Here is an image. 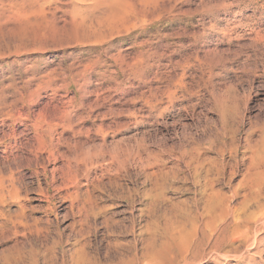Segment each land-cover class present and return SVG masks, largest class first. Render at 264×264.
<instances>
[{
  "label": "rangeland",
  "instance_id": "rangeland-1",
  "mask_svg": "<svg viewBox=\"0 0 264 264\" xmlns=\"http://www.w3.org/2000/svg\"><path fill=\"white\" fill-rule=\"evenodd\" d=\"M149 88L175 91L160 115ZM210 161L235 221L216 246L193 180ZM0 189V264H264V0H0Z\"/></svg>",
  "mask_w": 264,
  "mask_h": 264
},
{
  "label": "bare ground",
  "instance_id": "bare-ground-1",
  "mask_svg": "<svg viewBox=\"0 0 264 264\" xmlns=\"http://www.w3.org/2000/svg\"><path fill=\"white\" fill-rule=\"evenodd\" d=\"M146 53V52H145ZM150 58V56H148V59ZM151 70V66L148 65L146 67V73L145 75L142 77V79L138 80L140 82H143V84L145 86H148L147 84V80H146V76L150 73ZM172 88V86H171ZM149 96H150V100L146 101V105L148 107V114H153L154 112H158L159 115L162 114L165 111V108H161L158 107V103H160V100L158 97H162L164 96L169 103H173V98L175 97V91H171L170 88H168V90L164 91V92H160L159 95L156 94L155 96V100L153 99V94H152V90L149 88ZM152 100H154V102L152 103ZM77 116V115H76ZM84 116V115H83ZM88 116V115H86ZM149 116V115H148ZM115 117V116H114ZM48 118V117H47ZM45 116L43 115H39L37 116L35 119H32V123L31 124V130L34 131V133H36L35 135V141L34 144L32 146H30V149L28 150V152L32 155V157L36 160L37 156L40 155V152L43 151L44 146H45V142L43 141V133L46 132L48 133V139H49V146H52V142H53V128H52V124L50 123L49 119H47ZM50 118V117H49ZM52 118V117H51ZM57 118V117H56ZM59 118V117H58ZM61 120L64 124H63V131L68 130L71 127V124L73 122V118L69 115V114H63V116L60 117ZM89 117H77L76 121L78 122H83L84 120L86 121ZM92 118V117H91ZM90 118V119H91ZM54 119V118H53ZM119 119V118H118ZM25 121L28 120L27 118L24 119ZM51 120V119H50ZM89 120V119H88ZM54 121V120H53ZM57 121V119H56ZM59 122V121H58ZM94 122V121H93ZM117 122V121H116ZM90 123V122H89ZM114 123V122H113ZM256 126H252L249 131H253L255 130ZM257 129V128H256ZM99 130V129H98ZM68 133V132H67ZM61 135V134H59ZM58 136V135H57ZM60 137V136H59ZM58 137V138H59ZM62 137V136H61ZM186 137L188 138V135H186ZM104 138L105 135L101 136V141L102 143H104ZM61 140V139H59ZM64 140V139H63ZM68 140V139H66ZM69 141V140H68ZM55 142V141H54ZM58 142V141H57ZM63 142V141H62ZM64 143V142H63ZM62 144V143H61ZM249 144V143H248ZM48 146V147H49ZM59 146V145H58ZM46 147V146H45ZM57 150V149H56ZM51 152V150H49ZM56 155V153H55ZM52 159H55L54 153L51 152L49 155ZM60 156V155H59ZM66 158V157H65ZM26 162H28L27 159H24ZM54 161V160H53ZM37 163V162H36ZM35 164V163H34ZM25 166L29 167V164L27 163ZM67 170L69 171V168L67 167ZM223 170V163L220 162L219 164H217V162H209L208 166H204L202 163H198L197 164V176L193 177V180L195 183H197V196H200L203 200L202 202V207L200 209H197V226L201 229V240L207 243H212L213 246H216L219 243H229L228 240L230 239L229 237V231L230 229L233 227L232 225H234V216H233V212L231 211V209H229V207L227 206V204L225 203V200L223 199V203L220 206V209L217 211L214 208V202H215V198L216 197H220L222 196V192L219 190V188L216 186L215 183V179H214V175L219 176L220 173H222ZM215 172V173H214ZM43 176H44V181L45 184L47 185V178L45 177V171L43 172ZM36 184V191L38 193V195L41 197V199L46 200L48 199V194H49V188H41L40 185L37 182L36 176L33 179H27L24 176L21 179L15 180L14 181V189L15 191H22V193L28 194V192H30L32 190L33 185ZM1 191V189H0ZM2 193V192H1ZM148 195V194H146ZM259 194H256V197ZM243 206V208L246 207V203L242 202L241 204ZM256 208L262 212H264V205H260L259 203H257ZM21 212L24 214V210L20 207ZM25 216V215H24ZM263 216V215H262ZM190 217H195L190 216ZM250 217V216H248ZM256 220V217H254ZM23 219V218H22ZM237 219V218H236ZM251 219V217H250ZM20 220V218H19ZM252 220V219H251ZM258 222L261 221L260 218L257 219ZM257 220L255 222H257ZM23 221V220H22ZM239 221V220H238ZM264 221V220H262ZM18 222V221H17ZM242 222L238 223V226H240ZM19 223H21V221H19ZM18 223V224H19ZM5 224V223H4ZM22 224V223H21ZM20 224V225H21ZM27 224V223H25ZM23 224V225H25ZM191 226H195L194 221L190 222ZM251 224V223H247ZM35 225V223H34ZM260 228L263 227L261 226L262 224H259ZM264 225V224H263ZM14 226V225H13ZM18 226V225H17ZM28 226V225H27ZM26 226V227H27ZM32 226V225H31ZM23 227V226H21ZM20 227V229H21ZM25 227V226H24ZM180 227V226H179ZM197 227V228H198ZM244 227V226H243ZM257 227H259L257 225ZM19 228V227H18ZM17 228V229H18ZM29 228V227H27ZM247 228V227H246ZM251 228V225H250ZM259 228V229H260ZM264 228V227H263ZM258 228H256L253 233L256 234L259 231ZM1 230V229H0ZM199 230V229H198ZM24 231V236H29L33 239H36L39 235V230H37L36 228H33L32 230H27L26 228L23 229ZM239 231V230H238ZM250 229L243 231V233L239 236V241L243 242L245 238H247V234H249ZM5 232V231H4ZM15 232V231H14ZM7 233V232H6ZM18 233V232H17ZM233 233V232H232ZM3 234V233H2ZM234 234V233H233ZM1 235V234H0ZM19 235V234H18ZM179 235H181L179 233ZM14 236V235H13ZM233 236V235H232ZM231 236V237H232ZM17 237V236H16ZM9 238V237H8ZM7 238V239H8ZM3 240V239H0ZM230 241V240H229ZM235 241V240H234ZM258 241L257 236H255L253 238V242H252V247L251 249L255 248V245ZM236 242V241H235ZM232 245V244H231ZM234 247V246H233ZM215 249V247H214ZM247 250L248 252L251 250ZM234 250V249H233ZM234 252V251H233ZM239 254V253H238ZM1 255H3L1 253ZM205 255V254H204ZM193 258V257H192ZM191 258V259H192ZM194 260V259H193ZM190 261V260H189ZM185 262V261H184ZM172 264V263H171ZM185 264V263H184Z\"/></svg>",
  "mask_w": 264,
  "mask_h": 264
}]
</instances>
